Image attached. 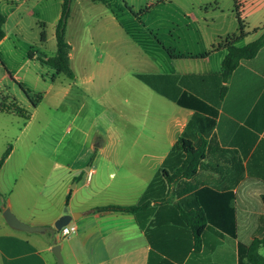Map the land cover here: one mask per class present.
<instances>
[{
    "label": "rangeland",
    "instance_id": "1",
    "mask_svg": "<svg viewBox=\"0 0 264 264\" xmlns=\"http://www.w3.org/2000/svg\"><path fill=\"white\" fill-rule=\"evenodd\" d=\"M61 1L0 0V100L10 96L28 114L0 113V159L11 147L0 190L13 192L19 214L53 211L88 168L95 183L115 173L130 189L146 186L179 108L136 75L215 71L222 52L200 56L238 28L233 0H71L69 78L41 62L55 55ZM240 1L247 37L237 46L264 25V0Z\"/></svg>",
    "mask_w": 264,
    "mask_h": 264
},
{
    "label": "crops",
    "instance_id": "2",
    "mask_svg": "<svg viewBox=\"0 0 264 264\" xmlns=\"http://www.w3.org/2000/svg\"><path fill=\"white\" fill-rule=\"evenodd\" d=\"M254 29L257 31L253 30V34L260 36L264 25ZM246 37L247 33L241 41ZM247 43L244 42L243 46ZM219 51L222 56L215 71L164 74L176 76L175 84L180 93L197 97L215 108L217 114L214 126L205 138L204 156L195 175L179 178L170 184L162 176L164 190L151 204L154 211L146 229H141L130 213L97 208L135 205L160 173L181 135L186 132L193 137L194 143H198L199 134L190 125L194 110L181 107L168 98L179 108L169 121L172 126L168 130L170 149L159 160L158 168L146 186L130 189L128 182L114 181L115 173H110L107 181L95 183L93 175L96 169L88 168L84 179L75 180L73 189H65L61 205L55 211L41 214L33 210L19 214L13 208V192L0 190V264H56L51 251L56 244L60 245L64 264H147L150 251L174 264H186L191 249L184 256L187 231L175 223L176 218L182 215L180 209L184 212L206 210L214 221L206 222L196 264H202L199 263L200 258L213 264H238V245L249 244L255 237L264 236L261 199L264 195V45L253 58L240 61L226 83L219 77L226 50ZM219 51L200 58L209 60ZM223 85L226 92L220 97ZM99 201L103 204H97ZM160 201L168 204L160 205ZM64 206L68 213L77 217L70 223L76 228L75 232L66 237H61L57 231L51 235L47 231L16 230L9 227L3 218V212L8 208L28 225L53 226L64 214ZM176 206L179 208L177 214L173 209ZM231 210L236 225L235 238L219 226L230 225Z\"/></svg>",
    "mask_w": 264,
    "mask_h": 264
},
{
    "label": "trees",
    "instance_id": "3",
    "mask_svg": "<svg viewBox=\"0 0 264 264\" xmlns=\"http://www.w3.org/2000/svg\"><path fill=\"white\" fill-rule=\"evenodd\" d=\"M92 2H99L107 5V0H89ZM70 3L71 0H63L61 4L60 16L55 24L54 37L56 41L55 55L41 60L42 63L50 66L57 74H64L69 78H73V71L70 67V44L65 38L67 21L70 17ZM233 7L235 18L237 21V32L225 38H220L216 46L203 54L202 56L210 55L211 53L219 50H226V54L221 61V74L219 75L220 81L226 83L230 78L233 71L237 68L240 61L253 58L264 45V32L255 40L245 44L244 46H236V43L245 38L244 22L242 20V2L240 0H233ZM147 11V9H145ZM5 18L0 15V41L4 38L3 25ZM257 31V29H254ZM43 37V34H42ZM169 53V51H168ZM171 57H174L169 53ZM139 80L148 85L156 93L172 100L177 105L194 110V114L190 119V125L195 127L196 132L199 134L198 143H194L193 137L187 135L185 132L181 135L171 149L168 157L164 161L163 167L158 176H156L148 185L140 200L135 205L120 206V205H107L99 210L105 211H119L123 213H130L134 215L138 226L141 229H146L149 217L153 214L154 208L151 204L156 201L157 196L162 194L164 186L161 184L162 176L165 177L168 184L171 182L185 177H193L197 171L200 161L204 156L205 138L214 126L217 111L215 108L208 106L205 102L198 99L193 95H186L180 93V89L176 86V76H169L164 74H137ZM226 92V86L220 88V97ZM34 106V102H31ZM0 113H13L18 116L28 118L26 110L22 108L18 102L10 96H2L0 100ZM206 114V115H202ZM11 151L8 146L3 156L0 159V168L4 160ZM181 157H184L183 159ZM168 169V170H167ZM171 172V173H169ZM68 199V196H67ZM264 206V195L261 196ZM160 205L168 204L167 202L160 201ZM175 213L179 212L177 206L173 208ZM182 215L177 217L175 223L182 225L186 228L187 241L185 243L184 256L190 251V258L186 264H196L197 257H199V250L202 245L201 236L206 230V222H214L206 210H199L194 212H184L180 209ZM229 213H227L228 216ZM230 225L220 226L229 236L236 237V225L233 218V212H230ZM217 224V223H216ZM208 229V227H207ZM264 248V236L255 237L249 244L240 243L237 247L238 264H264V256L259 252L260 248ZM189 250V251H188ZM199 263L213 264L208 259H199ZM147 264H174L167 258L162 257L155 251H150L148 255Z\"/></svg>",
    "mask_w": 264,
    "mask_h": 264
},
{
    "label": "water",
    "instance_id": "4",
    "mask_svg": "<svg viewBox=\"0 0 264 264\" xmlns=\"http://www.w3.org/2000/svg\"><path fill=\"white\" fill-rule=\"evenodd\" d=\"M63 215L60 216L53 224V226H31L22 221H20L8 208L3 212V218L6 221L7 225L13 229L26 231V232H49L51 235L55 231L60 230L63 226L68 225L72 221L76 220V216L73 213H68L67 209L63 210ZM51 251L56 259V264H64L61 252L60 245L56 244L52 246Z\"/></svg>",
    "mask_w": 264,
    "mask_h": 264
},
{
    "label": "built area",
    "instance_id": "5",
    "mask_svg": "<svg viewBox=\"0 0 264 264\" xmlns=\"http://www.w3.org/2000/svg\"><path fill=\"white\" fill-rule=\"evenodd\" d=\"M76 228L72 224H68L66 226H63L60 230H58V233L61 237H66L69 234L75 232Z\"/></svg>",
    "mask_w": 264,
    "mask_h": 264
}]
</instances>
